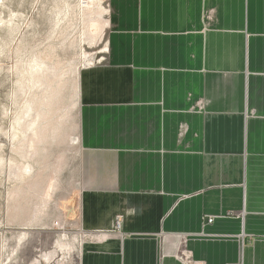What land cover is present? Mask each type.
Wrapping results in <instances>:
<instances>
[{
  "label": "crops",
  "instance_id": "0c3cea01",
  "mask_svg": "<svg viewBox=\"0 0 264 264\" xmlns=\"http://www.w3.org/2000/svg\"><path fill=\"white\" fill-rule=\"evenodd\" d=\"M105 40L77 79L73 264H264V0H111Z\"/></svg>",
  "mask_w": 264,
  "mask_h": 264
},
{
  "label": "rangeland",
  "instance_id": "374dc122",
  "mask_svg": "<svg viewBox=\"0 0 264 264\" xmlns=\"http://www.w3.org/2000/svg\"><path fill=\"white\" fill-rule=\"evenodd\" d=\"M110 1L0 0V264H73L80 253L85 236L60 207L78 73L104 55Z\"/></svg>",
  "mask_w": 264,
  "mask_h": 264
},
{
  "label": "built area",
  "instance_id": "2783aa9c",
  "mask_svg": "<svg viewBox=\"0 0 264 264\" xmlns=\"http://www.w3.org/2000/svg\"><path fill=\"white\" fill-rule=\"evenodd\" d=\"M101 59H102V57L99 60H101ZM208 222H212V217L208 218ZM119 227H120V224H119V221H117L116 226H115L116 230H118ZM83 234H84V236H86V233H83ZM175 256L183 264H198L197 262H195L192 259L191 252L187 249L180 250Z\"/></svg>",
  "mask_w": 264,
  "mask_h": 264
},
{
  "label": "bare ground",
  "instance_id": "6f19581e",
  "mask_svg": "<svg viewBox=\"0 0 264 264\" xmlns=\"http://www.w3.org/2000/svg\"><path fill=\"white\" fill-rule=\"evenodd\" d=\"M105 48H106V47H105ZM103 51H106V49H105V50L103 49ZM46 255H47V254H46Z\"/></svg>",
  "mask_w": 264,
  "mask_h": 264
}]
</instances>
